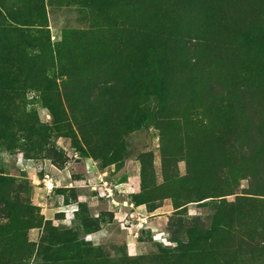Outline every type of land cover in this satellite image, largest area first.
<instances>
[{
  "label": "rangeland",
  "instance_id": "374dc122",
  "mask_svg": "<svg viewBox=\"0 0 264 264\" xmlns=\"http://www.w3.org/2000/svg\"><path fill=\"white\" fill-rule=\"evenodd\" d=\"M231 5L0 0V264H264V0Z\"/></svg>",
  "mask_w": 264,
  "mask_h": 264
},
{
  "label": "trees",
  "instance_id": "16d2710c",
  "mask_svg": "<svg viewBox=\"0 0 264 264\" xmlns=\"http://www.w3.org/2000/svg\"><path fill=\"white\" fill-rule=\"evenodd\" d=\"M251 1H257V0H230V2H232V5L231 6L234 9H235V7H237L236 10H241V11H243V13H246V14H249L252 11L251 9L254 8V7H250L249 6V4L251 3ZM234 12H235V10H234ZM155 15H156L155 12L151 13L150 16H149V18H148L147 23L150 22L154 18ZM146 34H147V36L151 37V35H153L154 32L151 29H147V33ZM47 61H48L47 57H42L41 55L36 54V55L31 56L29 58V61L28 62L31 65V67H34V68H37V69H41V68H43L45 66L47 67V64H46ZM36 81H37V83H40V82H42L44 80H39L38 79ZM95 87L96 88L98 87L97 84L95 85ZM101 89H102L101 90L102 92H105L106 91V88L105 87L104 88H101ZM110 89H111V91H114V89L112 87Z\"/></svg>",
  "mask_w": 264,
  "mask_h": 264
},
{
  "label": "built area",
  "instance_id": "2783aa9c",
  "mask_svg": "<svg viewBox=\"0 0 264 264\" xmlns=\"http://www.w3.org/2000/svg\"><path fill=\"white\" fill-rule=\"evenodd\" d=\"M47 180H44V182H46Z\"/></svg>",
  "mask_w": 264,
  "mask_h": 264
}]
</instances>
